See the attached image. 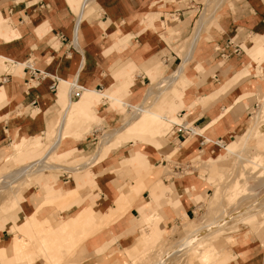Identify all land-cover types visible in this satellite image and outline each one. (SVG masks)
<instances>
[{"label":"crops","instance_id":"0c3cea01","mask_svg":"<svg viewBox=\"0 0 264 264\" xmlns=\"http://www.w3.org/2000/svg\"><path fill=\"white\" fill-rule=\"evenodd\" d=\"M184 1L84 0L77 14L76 0H0V60L11 62L14 64L13 67H16L14 73H9L3 71L0 64V159L6 153L5 149L9 143L13 145L11 157L21 158L29 155L21 160L22 165L26 163L25 160L30 162L42 156L52 144L33 160L28 158H31L34 149L17 155L14 146L22 147L23 143L27 148L36 144L40 146L39 137L45 138L54 123L56 128L58 123L60 124V118L62 119L65 113L63 109L67 97L70 98L68 111L70 113L72 93L75 89L77 99L80 95L82 98L90 95L88 100L81 101L80 108L83 113L95 110L96 105H100L103 100L109 101L114 107L129 109L128 106H133L130 103L137 104L144 100L148 89L154 85L152 80L155 81L161 72L172 74L184 65V79H179L175 85L167 89V92L175 93L176 97L181 99L188 88L194 85L192 81L199 86L196 87V93L185 95V99L180 100L178 106L186 110L191 108L187 116L198 128L217 121L210 132L213 140L217 137L215 139L217 142L226 144L239 135L240 139L244 140L242 134L248 128L251 119L248 112L252 107H257L255 98H258L256 94L258 88L262 86L264 88V80L257 76L252 77L251 74L254 67H257V61L264 57V0H244L235 14L228 9L227 29L232 31L237 25H243L249 41L233 43L228 40L220 53H217L219 47L217 41L202 43L199 46L203 34L211 23L218 22L213 21L214 18L204 27L198 41L195 42L197 44L191 49L190 43L198 20L191 34L193 22L191 15L187 14L193 12L189 9L195 5H192V8H180ZM175 16L179 19L178 23L171 19ZM250 41L252 43L249 44ZM181 42L184 44L182 58L174 49V46ZM29 64L34 65L37 70L46 72L48 78L38 81L37 86H32L31 83L35 81L26 68ZM197 65L203 69L201 74L195 73ZM161 81L163 80L159 82ZM199 93L201 95L196 98ZM249 93H252V96H249ZM107 110L108 107H103L92 114L87 113V116L106 121L111 118L105 113ZM173 110V106L166 107L165 99L156 109L167 118H171ZM73 123L71 122L68 127ZM259 123L264 124V121ZM69 134L82 136L86 133L83 130H74ZM125 136L127 138L125 147L110 149L104 158H101L99 153L91 165V173L87 172L89 168L80 173L69 171L75 174V177L70 182L59 180L51 184L53 188L65 194L73 188L83 190L92 185L89 196L91 204L83 203L80 196L78 198L86 205L85 207H96L104 214L114 208L121 193L128 189L134 179L143 175L145 171L143 168L158 165L157 159L165 156L156 145L145 141L142 143L146 147L131 151L133 140L130 139V135ZM84 138L85 136L77 140L73 147L67 148L62 159L71 156L74 150L80 154L90 153L89 137L85 139L87 143L82 141ZM139 138L138 136L135 140L137 143H140ZM159 142L164 148L168 144L176 147L174 140L169 143L160 139ZM237 142H230L227 146L238 150ZM258 142L264 143V135H261ZM207 146L209 147L206 151V144L200 143L197 148L208 155L220 151L213 144ZM98 151L97 147L92 158ZM136 155H139V159L135 160L134 164L128 163L133 162L131 160ZM67 178L69 176L63 180ZM195 182L186 183L197 185ZM165 183L177 195L185 193L184 180L163 181L164 185ZM204 191L205 189L201 194ZM145 194L147 193L140 197L141 204H144ZM184 195L186 193L182 196ZM36 198L38 200L44 197L41 194ZM177 204L167 208L164 221L168 227L175 221L173 214L177 208L182 210L186 219L196 215V203ZM159 210V205L148 196L146 206L143 208L144 215H153ZM139 218V211L136 205H133L124 219H121L129 225L121 228L118 235H124L134 229L132 220L139 221ZM2 224L5 227L8 222L5 224L0 219V225ZM110 230L112 228L106 231V234L112 235ZM5 232V229H0V233ZM106 236L108 235H98L95 240L93 239L99 246L97 249L105 245ZM131 237L134 235H126L123 240L127 242ZM259 247H263L261 242L240 251L238 262L258 264L256 261L261 260L257 253ZM236 262L237 260L228 264Z\"/></svg>","mask_w":264,"mask_h":264},{"label":"rangeland","instance_id":"374dc122","mask_svg":"<svg viewBox=\"0 0 264 264\" xmlns=\"http://www.w3.org/2000/svg\"><path fill=\"white\" fill-rule=\"evenodd\" d=\"M76 1H77L76 3L77 7L75 9V13L78 14L81 4L84 0H76ZM211 1L212 0H185L180 6V8L184 9L189 7L192 8L191 6L195 5L194 8L189 9L192 10L193 12L187 14V16L191 15L192 17L193 23H192V28L190 29L191 34L193 33V29L196 25L197 20H199L198 18L202 16L203 12L205 17L211 14V19L213 16L214 18L213 21H218L217 23L216 22L211 23L209 29L203 34V37L199 42V46L202 43L217 41L219 46L217 49V53H220L221 51H223V45L228 40L233 43H237L240 41H244V42L249 41L248 33L247 31H245L243 25H239V26L237 25V27L232 31H230L226 27L228 9L235 14V11L239 9V7L244 2V0H224V3L222 5H220V1L222 0H218L219 5L216 1H215L216 4H214V2H212V5L209 4ZM218 7L220 8L218 9ZM171 19L174 20V23L179 22V19L176 16ZM207 23L205 24V26L207 25ZM177 37H179V35ZM176 39L178 41L180 40V38H176ZM250 43H252V41H250L249 44ZM183 45L184 44L181 42L174 46L176 53L181 58H182L181 53L183 51ZM195 45L192 48H194ZM251 51L252 48L247 53L248 56ZM196 54H198V51ZM252 62L253 64L255 63V61ZM0 64L3 71L5 72L14 73V70L16 69V67H13L14 64L11 62H5L4 60H0ZM256 66L257 67H254V70L251 73L252 77L257 76L264 80V57L260 58L257 61ZM233 68H235V66H233ZM197 72L198 74L199 73L201 74L203 72V69L199 65H197L195 69V73ZM168 76H171V73L164 74L161 72V74L158 76L157 79H155V81L152 80L154 85L150 86V88L148 89L145 95L144 100L141 103H137V104L130 103V105L133 106H138L140 104L142 105L143 103L145 104V107L151 106V108H149L148 110L149 113L143 114L140 120L130 122L129 125L124 130H122L121 133H118L110 141L109 143L110 145L107 144L104 146L100 145L103 136H105V134L111 133L113 130H117L120 127H122L123 124L128 119V114L131 113L129 112L131 110L121 106L114 107L111 105L109 101L103 100L102 103H100V105H96V109L95 108L93 109L99 110L103 107H108V110L105 111V113L110 115L111 118L105 121L104 119H101L100 116L98 115L100 120L91 119L89 118V116H87V113L92 114L95 110L93 111L87 110L88 112L85 111L83 113V111L80 108L81 101L84 102L88 100L90 98V95L88 94V96L85 98H82L80 95L79 99H77L76 97L77 94L75 89L72 93L73 103L70 108V113L67 116L66 128L65 131L63 132L61 145L59 146L57 152L47 160V163L56 166V169L42 171L41 173L37 172L36 175L28 176L26 178L23 177L17 180L15 183H13L12 187H10L11 189L10 188L0 189V219H2V222L5 224H7L8 222V225L5 227L3 224L0 225V229L6 230L4 234L0 233V238H2L1 240H5L9 238L12 239V237H14L15 235L16 236L20 235V237L18 236L17 238H15V241L17 243L28 244L29 242H31L33 239L32 238L33 231L28 227V225H26L28 216L34 220L35 224L38 225L37 228H34L36 230L38 228L42 229L44 225L47 226L53 224V222L46 220L47 217L51 218L57 225L62 223L66 218L65 214L62 212V209L64 208L65 211L68 212L70 211L69 216L71 218H74L77 213L83 210L85 211L88 210L87 207H85L86 205H84L83 203L91 204V202H89L90 199L89 196L91 194L90 191L92 185H88L83 190L80 188L78 195L72 192L70 193L71 196L68 198H61L60 200L53 201V200H49L47 194H49L52 190H57V189H54L51 184L55 182H59V180H61L62 182H67V181L70 182L72 178L75 177V174L67 171L66 169L69 170L71 168H80L81 165L83 164H89L93 159L92 157L94 156L97 147L99 150L97 154L99 155V153H101V158H104L107 152L112 148L125 147V144L127 143V138L125 135H130V139L133 140V144L130 147L131 151L139 150L141 148L146 147V145L142 143L145 141L147 143L156 145V147L160 149L165 156L163 158L157 159V161H159L158 165H154V166L150 165V167L145 166L143 168L145 170L143 175H141L137 179H134L132 183L129 185L128 189L125 192L121 193L119 199L125 198L123 196L125 195L126 196L125 199H127L126 201H128L129 203L125 205L124 213H121L120 215L113 214L114 212L113 210L116 209L117 202L119 201V199L116 201L114 208H111L113 210L111 211L110 209V211L105 213L106 215L109 216V217L108 216L104 217L109 222L107 223L108 227L105 228L99 234L103 236L108 235L106 236V238H104L105 240H107L105 245L101 246V249H97L96 252L89 250V248L86 245H84L83 248H81L78 251L74 259L63 261L59 264H154L156 261H154L153 259L156 257V255L158 260V256L162 252H164L166 249L172 248L175 242H177L179 239L183 238L188 233H190V231L192 230L190 229L192 227V224H195V226L205 225L211 221V218L215 216H219L224 221L215 223L212 229L205 231L206 233L204 235L201 234L197 235L198 237L195 238V244L193 245V247L191 246L189 248L190 251L176 254L175 257L174 256L171 257L172 259H170L167 262V264H189L190 259L191 261L194 262V264H201L199 255L197 254L196 250L200 248H205V246H207L206 243L208 241H212V246L218 249L221 258L224 259L223 262L220 261L221 264L235 263L236 260H237L236 264H242L238 262L239 252L247 249L248 246H254L261 242L263 244V247H259V250H257V253L258 255H260L261 260L258 259L256 262L258 264H264V189L259 185L261 184L262 181H264V159H263L264 157L263 158H261V156L260 157L258 156L257 158L255 157L256 155H258V153H263L264 155V152H260L262 150L260 149L259 146L260 142H258L259 139H261V135H264V124L258 122V124L255 127L256 129H254V131L252 132V135L250 136V140L248 142V151H247L248 154L251 155L250 158L252 159H250L251 161L247 162L246 165L243 166L235 167L234 166L235 161L221 162L222 159L228 157L226 153L227 150H232L234 152L235 151L237 152L238 150H241L244 147L243 140L242 138L240 139L241 135H239L236 139L230 141V142H237L240 139V141L237 142L238 144L236 143L237 146L239 147L238 150L235 149L233 150L229 146H227V144L230 143L229 142L225 144L224 146L225 150H220L216 154L213 153L212 155H208L205 152H200V149L197 148L200 145L199 142L197 144V147L191 148L189 150L186 149L185 151H181L182 144L194 137H192L191 134V136L188 137L186 141H184L182 138H178L176 134L170 131L172 125L171 122L182 123L186 121L190 124L193 122L188 118L189 116H187L189 115V111H191V108H187L186 110L185 108L179 107L178 103L180 102V100L185 99V95H188L190 93H196L195 90H197L196 87L199 86V84L192 81L194 85L188 88V90L181 99L176 97L175 93L172 92L168 93L166 87H164L166 91L161 90V92L162 91L164 92H162L163 94L160 97V99H158V97L156 96L151 97L150 95H149L150 97H147L148 93L150 92V89L156 84L163 83L167 78L166 79H162V78ZM179 79H184L183 72H182V76ZM160 80L163 81L159 82ZM31 85L37 86L38 82L37 81L32 82ZM256 94L258 96V98H255L257 107H252L248 112L251 115L250 116L251 119H249V123H248L249 128H251L252 123L254 122V118L252 117L256 115L257 111H259L260 108H262V106H264L263 86L261 88L260 87L258 88ZM200 95L201 93L197 94L196 98L199 97ZM248 95L252 96V93H249ZM164 99L166 102V107L173 106L174 108L172 114L170 115L171 118H167L164 116V118L166 119L165 121H167L168 124L165 123L164 120H159L157 117L154 118L152 116L154 114L160 116L162 115L160 112L156 111V109L159 105L163 104ZM69 100L70 98L67 97V102L65 103L63 109L64 112H66L67 108H69L68 107ZM104 104L106 106H104ZM179 115H181L182 117L179 118ZM179 119H183V120H179ZM89 121H93V122H89ZM262 121H264V118ZM71 122L74 123L68 127V125ZM55 126L56 123H54L49 128L48 134L46 135L45 138L39 137L41 142L40 146L36 144L37 146L34 145L33 147L27 148V145L23 143L22 147H18L16 149L15 152L17 153V155L24 154L26 151H30L34 149L32 151L31 158L28 159L33 160L38 158L44 152V150L48 145L52 144L51 146H53V144L55 143L57 138L59 123L57 128ZM150 126L151 127L154 126L155 128H157L160 132V136H158L156 133L151 134L152 132H150L149 129ZM194 126L197 127L196 124ZM259 127L261 128L259 129ZM74 130H83L85 131L86 134L82 136H79L78 134L70 135L69 133ZM84 136L85 138L84 140L82 139V141H84L85 143H87V140L85 141V139L89 137L88 146L91 149V152L88 154L87 153L80 154L77 150H74L71 156L62 159L63 154H65V152L67 151V148L73 147L76 144V142H78L77 140L83 138ZM138 136L140 137L139 138L140 143H137V141H135L138 138ZM160 139H163L164 141L169 143L174 140L176 142V147L172 146V144H168L167 147L164 148V146L161 145V142H159ZM215 139H217V137H215L214 140ZM252 140H255L254 143L251 142ZM215 142L217 141L215 140L214 143L212 144H215ZM205 144H206L205 147V151H206V149H208L209 147L207 145H211V144L207 142ZM12 150H13V145L12 143H9L7 148L5 149L6 153L0 159V184H4L2 179L4 175L11 172H19L27 167H30L31 163L34 164V162H37L38 159L41 157L40 156L38 159L30 162H28L29 160H25L26 163L22 165L23 163L21 160L24 157H28L29 155L27 154V156L21 158H14L11 157ZM214 163H217L216 165L217 169L219 168L221 170L219 171L222 172L223 175H225L224 176L225 178L223 176L221 177V179L216 178L214 182L210 184V181L208 179L209 177L208 166ZM92 164L93 162L90 163L88 167H86L80 172H84V170L89 168L87 172L91 173L90 168ZM231 165H233V168ZM235 168L240 169L239 179H238L239 181L236 180L235 183L231 184V182H233V180L236 179V176L238 174V172L235 173V171H238L235 170ZM151 170H153L156 173V181H154L155 183L153 184H149L150 180L152 179L151 176L150 175L148 177L145 176ZM67 176H69V178H67V180L65 179L63 180V178ZM195 177L197 178V180ZM174 179L184 180V182L196 181L195 183H197V185L194 186V188H192L190 192H187L188 193L187 196L185 195L182 196L185 193H181L180 195H177V193L174 192V190L172 189V195L170 196V198L173 201L175 200V198H177L178 203H182V204L196 203L197 211H196V215L192 216L190 219L189 218L186 219L187 218L186 215L182 212L180 208L175 209V213L173 214V219H175V221H173L170 227H168L164 219L167 215V208L171 204H165L166 202L163 201L164 205L159 206L160 207L159 212H156L153 215H144L143 208L146 206L148 196L151 198L152 196L145 194V197L143 199L144 204L140 203V197L143 193H145L144 191L148 189V185H157L160 183L162 186H165V188L169 189L167 183H165L167 185L166 186L163 184V181L170 182ZM75 185H77V182ZM230 185L232 192L230 193L229 196H225L224 193L221 192L222 188L223 186L226 187ZM203 189H205V191L201 194ZM216 190L218 192L220 191L221 193L217 197L216 202L213 203V199L215 197L214 193ZM41 194L43 195L44 198L37 200L36 197H38V195ZM79 196L82 199L83 203L78 199ZM139 203L140 205L138 206ZM133 205H136L139 211V215H140L139 221L138 219L132 220L133 226H135V228L128 231L124 235H118L121 228L123 227L125 228L129 225L127 222L121 221V219H124L125 214L132 208ZM63 206L64 208H62ZM219 210L221 211L225 210V213L220 214ZM157 214H159L160 217ZM39 215H43V216L40 217ZM141 218H143V220H141ZM155 224L158 225V228L164 234L163 241L160 240L156 242V245L161 244V247L158 249L157 247H159V245L155 247L156 245L153 244H152L153 246L151 245L147 247L145 246L139 247L140 246L138 245L139 238H144L145 236L151 235ZM51 228L55 230V225H53V227ZM111 228L112 230L110 231H112L111 232L112 235L106 234V231H108ZM11 231L12 233H10ZM60 231L61 230L58 227V232ZM203 232L204 230H200L196 234ZM1 234L3 235L4 238L2 237ZM132 234L134 235V237H131L127 242L123 240V238L126 237V235H132ZM96 237H94L93 239L95 240ZM235 239H238L240 240V242L242 243L245 242V243L244 244L241 243L237 246H234L232 244L234 243ZM199 243H201L202 245L198 246ZM126 251L128 253H125ZM111 255H114L113 259L115 260L113 262H111L109 258V256ZM33 264H46V263L44 261L38 260L36 261V263Z\"/></svg>","mask_w":264,"mask_h":264},{"label":"bare ground","instance_id":"6f19581e","mask_svg":"<svg viewBox=\"0 0 264 264\" xmlns=\"http://www.w3.org/2000/svg\"><path fill=\"white\" fill-rule=\"evenodd\" d=\"M215 1L219 5V2L217 0H214V1L212 0L209 4L212 5V2H214V4H216ZM223 3H224V0L220 1V5H222ZM219 8L220 7H218V9ZM206 12H208V11H206ZM212 18H213V16H212ZM210 20H211V14L208 15L207 17H205L204 12H203L202 16L198 20L196 31H195L193 39L190 43L191 49H192L193 45L195 44L196 40L201 35L205 24ZM184 66H181L175 73H172L171 76H169L163 83H161V84L159 83V84H156L155 86H153L150 89V92L148 93L147 97L156 96V97H158V99H160V97L163 94L162 92H164V91L161 92V90H165L164 87H166V90H167L169 87L174 85L179 80V78L182 76ZM128 107L131 110V111H129L131 113L128 114V119L126 120V122L119 129L113 130L111 133L105 134V136L102 138L100 145L104 146V145L109 144L110 141L118 133H121L122 130H124L129 125L130 122L140 120L142 118V115L149 113L148 110H149V108H151V106L145 107L144 103L142 105L140 104L138 106H128ZM68 111H69V108H67L66 112L63 115V118L60 121V124L58 126V131H57V138H56V141L53 144V146H51L47 150V152H45V154H43L38 159L37 162H34V164L31 163L30 167H27V168H25L19 172H11V173L4 175L2 178L4 184H0V189H9L10 187H12L13 183H15L17 180H19L23 177L26 178L28 176L36 175L37 172L41 173L42 171H46V170H50V169H56V166L48 164L47 160L53 154H55L57 152L59 146L61 145L63 132H64V129H65V126L67 123V116L69 113ZM152 116L154 118L157 117L159 120H164V122L168 124V122L165 121L166 119L164 118V116H162V115L160 116L157 114H154ZM252 118H254V122L252 123L251 128L248 127L246 129L248 131H245L246 135H245V132L242 135L243 139H244L243 140L244 147L241 150H239L238 152H236V151L234 152L232 150H227L226 153H227L228 157L225 159H222L221 162L235 161L234 166L236 167V166L246 165L247 162L251 161L250 160V159H252V158H250L251 155H249L247 152L248 151V142L250 140V136L252 135V132L254 131V129H256L255 128L256 125L258 124V122L262 121L264 118V106H262V108H260V110L257 111L256 115L253 116ZM216 122H212V123L208 124L207 126L201 128V129H198V128L194 129L193 133H192V137H194V138L191 137L192 139L187 140L185 143H183L181 146V151H185L186 149L189 150L191 148H195V147H197V144L199 142L203 145L206 142L210 143V144L214 143V140L210 136V132H211L212 127L216 124ZM149 129H150V132H152L151 134L156 133L158 136H160L159 130L157 128H155L154 126H152V127L150 126ZM19 143H20V141H19ZM216 143H218V142H215V144ZM259 146H260V149L262 150L260 152H264V143H260ZM17 148H18V146L15 145L14 146L15 151ZM97 156H98V154L92 159V161L90 163L94 162L96 160ZM258 156L259 157L261 156V158L264 157L263 153H258V155H256L255 157L257 158ZM137 159H139V155H136L133 158V160H131V161H133V162H131V164H134L135 163L134 161ZM89 164H83V165H81L80 168H71L69 170L68 169H66V170L72 171L74 173H79L80 171H82L83 169L88 167ZM216 165H217V163H214V164H211L208 166L209 167L208 179L210 181V184L213 183L216 178L221 179L222 176L223 177L225 176L222 174V172H220L221 170L219 168L217 169ZM231 166L233 168V165H231ZM235 170H238V171H235V173L238 172V174H237L238 177L236 176V179L233 180V182H231V184L235 183L236 180L239 179L240 169L235 168ZM149 175L152 178L150 180L149 184L155 183L154 181H156V173L153 170H151L145 176L148 177ZM243 175H245V174H243ZM196 180H197V178H196ZM228 183H230V182H228ZM225 184H226V182H225ZM133 185H135V184H133ZM183 185H184L185 193H186L185 196H187V194H188L187 192H190V190L192 188H194V186H196V185L188 184L186 182H184ZM259 185L264 189V181H262L261 184H259ZM219 186H221V185H219ZM72 192L75 193L76 195H78L79 189L77 190V189L73 188L72 190L66 192L65 194H63L59 190H52L47 195H48L49 200L57 201V200H60L61 198L70 197L71 196L70 193H72ZM144 192L147 193L148 195L152 196L153 200L159 206L164 205L163 201L166 202L165 204L178 205L177 204L178 203L177 198H175L174 201L171 200V198H170V196L172 195V191L168 188H165V186H162L160 183L157 185H148V189L145 190ZM221 192L224 193L225 196H229L230 193L232 192L231 191V185L226 186V187L223 186ZM221 192L220 191L218 192L217 190L215 191V193H214L215 197L213 199V203L216 202L217 197L220 195ZM127 195H128V193H127ZM123 196L126 198L125 195H123ZM125 198L119 199V201L117 202V207L115 210L111 209V211L112 210L114 211L113 214L120 215L121 213L125 212V205L129 204L128 201H126L127 199H125ZM62 208H64V206ZM64 209H62V212L65 214L66 218L62 223L57 225V224H55V222L51 218L47 217L46 220L53 222V224L47 225V226L44 225L42 227V229L38 228L39 230L34 229V228H37L38 225L35 224L34 220L28 216V219L26 221V225H28V227L30 229H32V231H33L32 232V238H33L32 241L29 242L28 244L17 243L15 241V238H17L18 236L20 237V235H18V236L13 235L14 237H12V239L9 238V239H5V240H1L0 241V264H33V263H36V261H38V260L44 261L46 264H59L63 261H68V260L74 259L77 255L78 251L81 248H83L84 245L90 247L92 250H97V248L99 246L94 242L93 238L96 237L97 235H99L105 228L108 227L107 223H109V222H108V220H106V218H104L105 216H108V215L99 212L96 209V207L95 208L87 207V209L89 211L83 210V211L77 213L74 218H71L69 216L70 211L68 212V211H65ZM219 212H220V214H223V213H225V210L224 211L219 210ZM157 215L160 217L159 214H157ZM39 216L42 217L43 215H39ZM141 220H143V218H141ZM222 221H224V220L221 219L219 216H215V217L211 218V221L205 225L195 226V224H192V227L190 228L192 230L190 231V233H188L186 236H184L183 238H181L177 242H175L173 244L172 248L166 249L164 252H162L158 256V260H157V255H156V257L153 259L154 261H156L154 264H167V262L170 259H172L171 257H173V256L175 257L176 254L183 253L186 251H190L189 248L191 246L193 247V245L195 244V238L198 237L197 235H200V234L204 235L206 233L205 231L212 229L215 223L222 222ZM53 225H55V230L51 228V227H53ZM58 227L61 230L60 232H58ZM215 227H217V226H215ZM200 230H204V232L196 234ZM10 233H12V231ZM163 236H164V234L158 228V225L155 224L153 227V231H152L151 235L145 236L144 238H139L138 245H140L139 247H144V246L147 247V246H151L152 244L156 245L157 241H160V240L163 241V239H164ZM197 239H200V238H197ZM241 243L242 242H240V240L235 239L234 243L232 245L237 246ZM206 244H207V246H205V248H200V249L196 250V252L200 258V263L201 264H221L220 261L223 262L224 259L221 258L220 253L218 252V249H216V248H214V246H212V241H208ZM157 245H159V244H157ZM157 245L155 247H157ZM200 245H202V244L199 243L198 246H200ZM160 247H161V244L157 248L159 249ZM125 253H128V252L126 251ZM113 256L114 255L109 256L111 262H113L115 260V259H113L114 258ZM189 264H194V262L191 261V259H190Z\"/></svg>","mask_w":264,"mask_h":264},{"label":"built area","instance_id":"2783aa9c","mask_svg":"<svg viewBox=\"0 0 264 264\" xmlns=\"http://www.w3.org/2000/svg\"><path fill=\"white\" fill-rule=\"evenodd\" d=\"M27 70L29 71L30 75H31V78L34 80V81H42L44 79H47L48 78V74L44 71H40V70H37L34 65H27L26 66ZM54 89V87H53ZM182 116L179 115V118H181ZM181 120V119H180ZM171 132H173L174 134L177 135L178 138H182L184 141H186V139L188 137L191 136V134L193 133V130L196 129L197 127H195L194 123H188L186 121L180 123V124H177V123H171ZM215 147H217L219 150H224V146L225 144L222 143V142H218L216 144H213Z\"/></svg>","mask_w":264,"mask_h":264}]
</instances>
